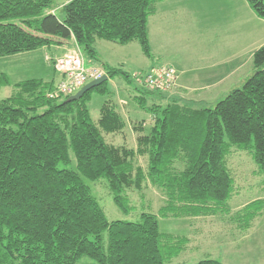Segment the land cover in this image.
<instances>
[{"label":"trees","instance_id":"16d2710c","mask_svg":"<svg viewBox=\"0 0 264 264\" xmlns=\"http://www.w3.org/2000/svg\"><path fill=\"white\" fill-rule=\"evenodd\" d=\"M164 1L72 0L61 20L53 13L54 0H0V58L74 39L93 61L101 40L120 46L138 42L153 60L148 22ZM246 1L264 19V0ZM253 65L246 84L214 109L151 104L149 98L162 92L137 88L134 101L154 123L149 134L143 122L134 126L135 148L105 139L128 128L112 100L104 103L98 122L91 116L93 94L110 95L109 81L75 102L51 98L54 82L19 83L10 98L0 99V264H79L82 258L97 264H173L189 239L161 233L159 216H229L240 231L250 230L264 200L231 214L236 184L228 160L246 152L264 175V46ZM104 69L109 79L130 80L121 68ZM8 84L0 76V87ZM71 151L77 170L60 169L71 165ZM140 158L147 159L146 167ZM84 179H106L115 205L126 214L132 211L127 193L142 192L148 183L163 193L164 206L158 216L144 213L135 223L110 222Z\"/></svg>","mask_w":264,"mask_h":264},{"label":"rangeland","instance_id":"374dc122","mask_svg":"<svg viewBox=\"0 0 264 264\" xmlns=\"http://www.w3.org/2000/svg\"><path fill=\"white\" fill-rule=\"evenodd\" d=\"M68 1L70 2L71 0H54L56 16L61 20L64 19L65 16L62 8L65 4L69 3ZM222 1L223 0H219V3H217L219 8H213V21L217 25V32H219L221 37H224L229 32V30H225L224 27L228 25L231 26L237 22L240 16H244V14L242 9L243 5L239 4V2H242L241 0H230V7L225 5L226 1ZM212 15L213 11L211 10L209 19H211ZM13 22L19 26H23L21 20H14ZM166 26L169 28L172 24L169 23ZM173 26H177V24H174ZM168 39V46L162 49L165 59L161 61L159 59H149L144 54L142 47L138 42L131 43L129 46L127 45L128 47L125 49V55H123V57H129V64L125 66L124 70L126 73H129L130 80L126 79L124 76H117L109 81L110 95L103 96L98 93L93 94L92 100L89 103V109L95 122L99 121L101 109L104 103L109 100L116 103L120 113L128 122V128L125 133L105 135L107 143L114 144L115 146H128L130 148H135L137 146V134L134 131V126L139 122H143L145 126V134H149L154 123V118L150 114L140 111L134 101V97L138 95L137 88H146L142 81H144L146 75L149 74L151 70L158 69L153 68L154 66H162V63L170 65L167 61L170 62L171 60L177 62L179 60L194 59L196 51V41L194 37L187 38L184 42H182L181 39L179 45L171 46V35L169 31ZM98 42L108 44V46L112 44V46H118L117 48H120V45H113L115 43L104 40ZM103 48V55L115 59L119 58V54H115L114 51L106 46H103ZM79 53H81L82 56H85L87 64L90 66L88 60L89 57L85 55L78 45L72 54L64 56L61 59H66L75 54L79 55ZM54 54L55 51L52 46L49 51L47 50V53L44 51H38L33 53L30 57H25L23 54H19L17 55L19 57L11 56L12 58H0V75L6 71L11 73L14 72V75L11 76V84L8 87L2 86L6 88L0 89V97L8 98L16 91V84L20 81H24L22 80L24 79L23 77H31L22 76L20 73L21 70L24 71V65L33 64L35 61H37L38 65H41V67L38 66V68H41L44 74H50L51 79H56L58 86H60L63 77L56 69L55 64L57 60L54 62V67L50 62L46 61V56L51 57ZM53 68H55L56 72L61 76L62 80L61 78L59 79V77L54 76ZM96 68L99 69L98 67ZM159 68H166L167 71H174L173 73L175 74L173 88L169 92L162 94H168L175 91L179 86L178 72L175 68L170 66ZM103 71L105 72V70ZM17 72L19 74H17ZM147 89L149 88L147 87ZM226 97L227 96L220 97L217 101L220 102ZM150 98L149 103H151ZM125 102L127 105L130 104L128 109L123 108L122 106L126 105L123 104ZM215 106L216 105H210L213 109ZM236 154L243 155H241L242 159L234 158V168L229 166L236 184V193L230 201L232 215L238 212L236 209H238L240 205L244 206L257 200H264V175L259 173L257 165L249 154L246 152H237ZM70 156L72 160L71 165H60V169L77 170L76 157L72 151L70 152ZM139 161L145 167L148 164L147 159L145 158H140ZM84 181L91 188L93 195L99 200L107 219L110 222L128 221L135 223L140 221V217L144 213L158 216L161 207L164 206L165 196L163 193L148 183L142 192L127 193L130 197L132 211L131 213L126 214L119 210L115 205L106 179L98 181L84 179ZM241 207H239V209ZM158 218L161 233L186 237L189 239V243L186 245L185 250L173 261V264H198L206 259H213L219 261L221 264H264V211L262 212L261 217L255 221L254 226L248 231H240L237 229L238 226L233 223L229 216L212 215L181 219L164 218L159 216ZM79 264L97 263L90 259L82 258Z\"/></svg>","mask_w":264,"mask_h":264},{"label":"crops","instance_id":"0c3cea01","mask_svg":"<svg viewBox=\"0 0 264 264\" xmlns=\"http://www.w3.org/2000/svg\"><path fill=\"white\" fill-rule=\"evenodd\" d=\"M223 1H226L225 5L230 7V0ZM241 1L239 4L243 5L244 16H240L237 22L231 26L224 27L225 30H229L224 37H221L219 32H217V25L213 21V8H219L217 5L219 0H165L158 5L157 13L150 17L148 22L149 41L154 59H159L160 61L165 59L162 49L168 46L169 31L171 46L179 45L181 39L184 42L187 38L194 37L196 51L192 60H179L177 62L171 60L170 62L167 61L170 65L162 63V66L153 67L170 66L175 68L179 75V86L171 93L152 96L150 98L151 104L166 106L170 102H178L194 108H211L210 105L219 103L217 101L218 98L228 96L233 91L241 89L253 76L255 73L253 65L254 52L264 46V19L255 13L246 0ZM211 10L213 15L209 19ZM53 13L56 15L55 10ZM169 23L172 26L167 28L166 25ZM174 24H177V26H173ZM103 46L114 51L115 54H119V58L115 59L103 55ZM128 46H119L120 48H117L118 46H112V44L108 46V44L97 42L95 49L98 61L88 58L90 66L103 70H105V66L124 70L125 66L129 64V57H123ZM76 47L74 39L69 40L67 43L61 42L57 46H53L55 54L51 57L46 56V61L50 62L54 67L56 60L72 54ZM49 49L44 48L39 51L47 53ZM33 53L35 52L23 55L30 57ZM24 66V71L21 70L20 75L31 77H23L24 79L22 80L24 81H20L16 85L30 80H42L47 83L54 82L55 87L58 86L56 79H51L50 74L46 75L41 68H38L41 65H38L37 61ZM53 70L54 76L60 79L61 76L56 72L55 68ZM17 74L19 73L17 72ZM2 75L7 76L9 79V84L6 85L8 87L12 82L11 76L14 75V72L6 71L0 76ZM6 87H1L0 89ZM0 99L7 98L0 97ZM123 104H126L122 105L123 108L128 109L130 104L127 105L126 102ZM241 155L243 154H233L228 160V167L234 168V158L242 159ZM241 206L243 205L239 207ZM246 206L244 205L240 209L238 207L236 210L240 211Z\"/></svg>","mask_w":264,"mask_h":264},{"label":"built area","instance_id":"2783aa9c","mask_svg":"<svg viewBox=\"0 0 264 264\" xmlns=\"http://www.w3.org/2000/svg\"><path fill=\"white\" fill-rule=\"evenodd\" d=\"M56 69L63 77V81L51 98L59 96H73L78 93L88 83L98 80L106 75L102 69L90 67L87 59L81 53L59 59L56 62ZM174 72V71H173ZM166 68L152 70L142 81V83L151 90L157 92H169L173 88L175 74ZM173 77V78H172ZM141 83V82H140Z\"/></svg>","mask_w":264,"mask_h":264},{"label":"water","instance_id":"95a60500","mask_svg":"<svg viewBox=\"0 0 264 264\" xmlns=\"http://www.w3.org/2000/svg\"><path fill=\"white\" fill-rule=\"evenodd\" d=\"M109 81V77L107 75L103 76L102 78L92 81L84 86L77 94L74 96L69 97L67 102H75L81 100L88 92L93 91L94 89L100 87L104 83Z\"/></svg>","mask_w":264,"mask_h":264},{"label":"bare ground","instance_id":"6f19581e","mask_svg":"<svg viewBox=\"0 0 264 264\" xmlns=\"http://www.w3.org/2000/svg\"><path fill=\"white\" fill-rule=\"evenodd\" d=\"M54 62V61H53Z\"/></svg>","mask_w":264,"mask_h":264}]
</instances>
